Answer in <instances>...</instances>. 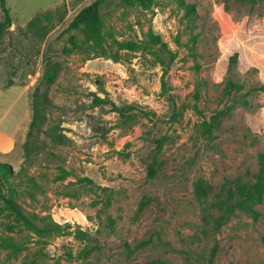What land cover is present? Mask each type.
Instances as JSON below:
<instances>
[{"label": "rangeland", "instance_id": "rangeland-1", "mask_svg": "<svg viewBox=\"0 0 264 264\" xmlns=\"http://www.w3.org/2000/svg\"><path fill=\"white\" fill-rule=\"evenodd\" d=\"M94 1L6 0L13 25L0 41V141L11 131L15 141L9 151L0 149V162L22 170L13 198L31 218L81 229L95 249L76 259L86 242L51 237L20 251L0 248V264H207L214 250L212 264H264V192L256 216L238 211L217 233L194 193L200 178L214 194L238 177L255 181L264 168V90H253L264 86V0H159L150 12L104 9L110 44L153 33L174 54L170 67L142 52L121 53L120 62L85 47L64 53L71 44L62 33ZM180 1L194 6L193 18ZM63 6L64 21H55L45 39L28 30L38 14ZM46 56L59 65L47 89L53 107L45 109L26 158ZM229 80L241 89L229 92ZM93 94L151 117L127 123L110 107L93 108ZM205 122L214 125L211 135ZM25 236L0 204V242Z\"/></svg>", "mask_w": 264, "mask_h": 264}, {"label": "trees", "instance_id": "trees-1", "mask_svg": "<svg viewBox=\"0 0 264 264\" xmlns=\"http://www.w3.org/2000/svg\"><path fill=\"white\" fill-rule=\"evenodd\" d=\"M256 2L257 0H252ZM159 0H95L90 5L82 8L74 17L64 33H69L67 40L70 46H65L63 52H69L85 47L89 51L94 52L97 56L113 59L116 62L123 61L121 53L130 54L142 52L150 55L156 65L170 67L174 60V54L168 49L167 44H164L162 38L153 33H148L145 39H131L125 41H114L110 44L104 34L103 28L106 24V8L110 6L135 8L143 12H150L157 8ZM181 6L185 9L186 17L193 18L195 8L193 5L186 4L180 1ZM1 9L4 14V19L0 21V41L13 25L10 10L6 5V0H0ZM67 10L63 7H57L54 10L45 11L38 14L28 23V30L33 35L40 39H45L47 35L55 28V21L61 23L65 19ZM81 36L83 40L78 37ZM233 62L237 59L234 57ZM59 75L58 62L53 61L51 57H45V69L41 77L40 83L36 86L33 95V119L29 125L27 138L23 144L25 157L29 158L35 146L32 145L34 132L40 130V127L45 122L44 111L53 107L52 101L48 95L47 89L53 85ZM202 83L197 87L196 98H199V90ZM241 85L237 82L229 80L227 82V90L229 92L238 91ZM255 91L264 90V86L254 88ZM92 107H110L114 112L120 113L126 117V122H134L140 115L145 118H150L151 114L145 111L134 110L132 106H118L108 97H101L98 94H93ZM133 111H136L133 113ZM204 131L211 135L214 125L205 122L203 125ZM57 143H62L64 137L61 135H52ZM165 140V139H163ZM264 163V154L262 156ZM157 162V161H155ZM22 172V170H21ZM20 171H15L8 163L0 162V204L7 212L12 215L18 222L20 227L26 233L24 241L17 242L11 237H5L0 242L1 249L20 251L30 243L47 245L48 239L51 237H60L71 235L75 239L86 242L87 244L77 254L76 259L84 260L88 258L95 247L92 245L93 239L85 231L77 229L73 231L71 225H62L54 220H48L45 224H40L31 218L22 206L13 198L17 191L13 181L21 175ZM156 174V169L151 171V177ZM31 180V178H29ZM264 192V168L261 174L255 181H246L243 177H238L234 180L227 181L216 193H212L205 180L200 178L195 182L194 193L198 199L204 204L205 211L204 219L211 226L214 233L219 232L225 226L236 212H245L257 215L254 205L260 202ZM212 201L209 202L210 198ZM207 203V205H206ZM215 213V214H214ZM109 227H114V221L109 220ZM215 255V250L212 252L211 258L207 264H212V259ZM69 258H75L70 253ZM199 261V258H198ZM204 264V263H201Z\"/></svg>", "mask_w": 264, "mask_h": 264}, {"label": "crops", "instance_id": "crops-1", "mask_svg": "<svg viewBox=\"0 0 264 264\" xmlns=\"http://www.w3.org/2000/svg\"><path fill=\"white\" fill-rule=\"evenodd\" d=\"M5 133L8 134L6 136L7 139L4 140V141H0V149H2L3 152L9 151L14 146V141H15V139L13 138V136H11L12 135L11 134L12 131L11 132H5Z\"/></svg>", "mask_w": 264, "mask_h": 264}]
</instances>
